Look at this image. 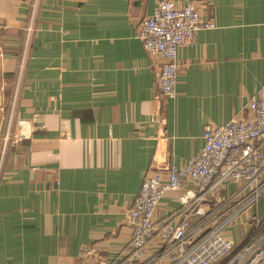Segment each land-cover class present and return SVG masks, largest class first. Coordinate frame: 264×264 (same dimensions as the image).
<instances>
[{
    "label": "crops",
    "instance_id": "obj_1",
    "mask_svg": "<svg viewBox=\"0 0 264 264\" xmlns=\"http://www.w3.org/2000/svg\"><path fill=\"white\" fill-rule=\"evenodd\" d=\"M163 1H194L215 25L180 48L175 99L138 37ZM260 92L264 0H0V149L21 136L0 171V264L109 263L131 238L145 179L184 168L205 128L248 118ZM242 184L226 182L207 204L231 199L232 213L251 196ZM182 194H166L156 216ZM254 215L264 218V195L226 230L236 249Z\"/></svg>",
    "mask_w": 264,
    "mask_h": 264
},
{
    "label": "built area",
    "instance_id": "obj_2",
    "mask_svg": "<svg viewBox=\"0 0 264 264\" xmlns=\"http://www.w3.org/2000/svg\"><path fill=\"white\" fill-rule=\"evenodd\" d=\"M214 23L203 21L194 1L178 8L169 1L159 3L139 26V39L152 59L162 61L158 74L161 94L177 96L179 50ZM33 28L27 32L31 34ZM23 66L20 67V71ZM248 118H234L224 125H208L203 147L179 169L165 167L149 175L142 184L127 218L131 238L117 256L105 264H216L229 251L226 264H264V218L252 216L251 232L236 249L226 230L264 195V95H254L247 107ZM21 136L2 138L0 171L10 142ZM243 183L250 198L230 214L231 199L210 208L207 204L226 182ZM192 184L196 187L189 188ZM183 191L180 206L165 218L156 216L163 197ZM195 217L199 219L193 221ZM152 251H154L152 253Z\"/></svg>",
    "mask_w": 264,
    "mask_h": 264
},
{
    "label": "rangeland",
    "instance_id": "obj_3",
    "mask_svg": "<svg viewBox=\"0 0 264 264\" xmlns=\"http://www.w3.org/2000/svg\"><path fill=\"white\" fill-rule=\"evenodd\" d=\"M4 129H2V132H4L5 130V124H4ZM2 135V134H1ZM242 217V216H241ZM235 223H233L232 225H234ZM231 225V226H232ZM235 250L233 251H229L222 259H220L216 264H226L230 258H232V256L234 255Z\"/></svg>",
    "mask_w": 264,
    "mask_h": 264
},
{
    "label": "trees",
    "instance_id": "obj_4",
    "mask_svg": "<svg viewBox=\"0 0 264 264\" xmlns=\"http://www.w3.org/2000/svg\"><path fill=\"white\" fill-rule=\"evenodd\" d=\"M1 150V149H0Z\"/></svg>",
    "mask_w": 264,
    "mask_h": 264
}]
</instances>
